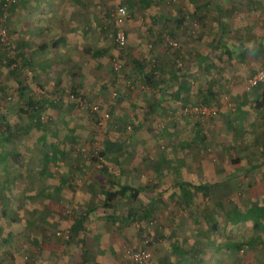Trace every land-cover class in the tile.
Wrapping results in <instances>:
<instances>
[{
	"label": "rangeland",
	"instance_id": "obj_1",
	"mask_svg": "<svg viewBox=\"0 0 264 264\" xmlns=\"http://www.w3.org/2000/svg\"><path fill=\"white\" fill-rule=\"evenodd\" d=\"M14 1L3 7L0 39L2 54L21 64V19ZM99 2L90 40L81 34L78 41L80 31L75 32L74 60L59 62L50 41L44 57L49 61L38 72L30 65L20 68L19 77L28 86L24 95L0 64V152L9 153L0 163V264H82L90 257L97 264H134L124 255L141 248L151 253L146 264H188L192 253L203 264H264V230L252 220L232 224L224 212L264 206V108H250L264 85L250 82L264 66V0H226L231 57L214 51L221 22L218 0H158L157 7L143 11L128 6L129 1ZM122 5L131 14L123 50L115 29ZM133 18L143 38L139 35L141 40L130 47ZM209 52L213 60L201 58ZM139 58L150 65L161 62L159 85L126 72ZM116 61L122 64L119 70L114 69ZM172 71L184 77L172 79ZM208 82L218 95L217 104L205 99ZM72 88H78V95ZM29 98L42 100L44 120L52 123H46L50 138L32 129L2 142L7 123L14 125L22 116L19 122L29 125L31 117L20 111ZM90 105L110 117L100 121ZM240 110L247 111L244 117ZM109 141H117V148H108ZM56 143L65 156L45 165V155ZM115 173L122 174V183L140 190L135 204L147 207L148 215L141 213L137 222L120 220L128 212L127 198L119 196L112 209H103V186ZM181 180L210 185L208 195L195 192L187 200L177 186ZM94 205L97 210L87 215L83 229L73 233L80 214ZM22 211L36 219L30 231L37 242L8 233L10 221ZM111 212L115 222L106 218ZM260 236L262 241H254ZM244 239L237 252L226 247ZM174 241L191 254H176Z\"/></svg>",
	"mask_w": 264,
	"mask_h": 264
},
{
	"label": "trees",
	"instance_id": "obj_2",
	"mask_svg": "<svg viewBox=\"0 0 264 264\" xmlns=\"http://www.w3.org/2000/svg\"><path fill=\"white\" fill-rule=\"evenodd\" d=\"M18 2H19V0L12 2V5L15 6L17 3V6H18L19 5ZM218 4H219V8L221 10V14H220V21L221 22H220V26H219V29H220L219 33L217 34V37L214 38V51L215 50L216 51L221 50V53H223V54H225V52H228L229 57H231V56H233V50H231L229 48V46H227V40L230 39V36H229L230 32L227 30L225 20H224V17L227 14V8L225 7L226 0H218ZM7 5H8L7 0H0V18L4 17L2 14H4V9H6V8H3V7L7 6ZM144 5H145V7L152 5V0H144ZM10 10H11V8H10ZM198 12H199V8H197L195 10V12H193L194 16H196V14ZM203 15H205V13ZM154 20H157V18ZM2 42L0 39V64L3 65L5 68L9 69L8 71H9L10 76L12 77V79H15V82L18 84V88H19L20 93L24 95L26 93L27 85L24 84V82H23L24 80L19 77V73H20L19 70L21 68V64L16 59L6 58L5 55L2 54V51H3L2 46H1ZM169 48H172V45H169ZM88 52L92 53V51H90V50ZM94 54H95L94 56H97L99 53L94 52ZM237 56L241 57L240 54H238ZM196 57H200V55H197ZM214 57H218V54H215ZM201 58H203L204 60L211 58L213 60V56H212L211 52L203 54ZM219 58L222 59L223 56L221 55V56H219ZM199 60H200V58L197 59L198 62H199ZM132 61H133L132 62L133 69L138 71L139 74L142 73L143 79H145V81L147 83H149L151 85H156V84L159 85V81H160L159 76L161 75V73L164 72L163 71L164 68H163V66H161V62L158 64L153 63L150 65L149 63H147L144 60V58L133 59ZM263 67H261V68H263ZM260 69H258L257 72ZM181 76H183V75L178 74L176 71L175 72L172 71L169 77L172 79H176V78L179 79ZM171 81H173V80H171ZM262 82H264V80L259 81L258 83H262ZM262 88H263L262 92L256 96V98L253 100L252 104L250 105V108H254V107L264 108V85L262 86ZM72 90H73V93L75 95H78V93H79L78 88H72ZM175 92H178V89L171 90L170 94L173 95ZM203 92L205 93V99L209 103H214V102L216 103V101H218V95H217L216 91L213 89L211 82L207 83L206 88L203 89ZM50 103L53 104L52 101H50ZM247 103H248V100H243L241 104L247 105ZM26 107L27 108H21L20 111L25 112L26 114H28L31 117L32 120L30 121L29 125L27 127H25V126L23 127V124L18 123V122L14 123V125L7 123L6 124V127H7L6 130L2 131V133L5 135V137H2L3 138L1 140L2 142L12 141L13 140L12 137L15 135L22 136L25 134H29L30 130H32V129L42 131L43 138H46V139L50 138L47 136L49 135L48 131H51V130L48 129L46 123L47 124L51 123V119L48 118L47 120H44V115L42 114V112L44 110L42 107H44V105L42 103V100L41 99L40 100H35V99L33 100V99L29 98ZM240 113L243 114V117H244L246 115L247 111L246 110H244V111L240 110ZM19 118H22V116H19ZM138 126H139V123H138ZM116 142L109 141L108 143L111 147L108 145H107V147L111 148V149H112V147L117 148V146H115V145H117ZM120 147L121 146L119 145V148ZM50 148H52L53 151L51 152V154L45 155V161H44L45 165H47L48 161H52L55 163L57 161V159L65 156L64 150H60L59 145L57 143L51 144ZM14 151H16V150H14ZM106 152L107 151H105V153L102 152L103 155H105ZM15 153H17V152H15ZM8 155H9V153L7 151H5L4 153L0 152V163L7 161ZM158 166H161L160 163L158 164ZM105 168L107 171L110 169L107 165H105ZM247 169H249V168H246V170ZM108 175H112V174H108ZM121 175L122 174H120V173L113 174L112 179H109L110 182H109L108 186H105V185L103 186V193H104L103 209H105V210L112 209L114 207L113 202L119 196L123 197V198H127V200L129 201L128 202L129 203L128 212H127V215L122 217V219H120V220L123 223H130V222H134V221L137 222L140 219L141 213L143 215H146V216L148 215V209H147V207L141 208V209L138 208V206L135 204L136 203L135 201L137 200V197L139 195V191H140L139 188L132 187L131 185H129L127 183L126 184L122 183L119 180ZM115 185H116V187H114ZM177 186L180 188L181 192L187 196V200H192L195 192H199V193H202L204 196H207L209 193V186L210 185H208V184H196L193 182L181 180L177 183ZM60 189H61V186L58 187V190H60ZM218 204H220L224 210L226 209L224 207L223 203L218 202ZM95 210H97L96 205L88 208L86 210V213L80 214L78 219L73 224V227H72L73 233L77 234L78 232H80L83 229V227L85 226V221L88 219L87 215L91 214ZM224 212H225L227 219L232 224L237 225V224H240L244 221L252 220L255 227L264 230V206H261V205L252 206L245 211L241 210V209H237L235 207V208L226 209ZM106 218L111 220L112 222H115L116 221L115 219L117 218V216L111 212V213L106 214ZM261 238L262 237L260 236V238H256V239H254V241H262ZM34 241L37 242L38 240L35 238ZM83 244H84V242H83ZM244 244H246V239H244L242 242H227L226 247L229 250L237 252L238 250L242 249V246ZM173 245H174L173 251H175V253L179 254L181 257L182 256L184 257L188 254H191L184 249L183 244H180V243L174 241ZM136 250H138V249H136ZM200 250H201L200 248H197V249L194 248L195 252H200ZM87 252L88 251L85 249V253H87ZM89 254L90 253H88V255ZM197 255H198V253H197ZM197 255H194L192 253L190 256L191 260L189 261L188 264H203L205 262L203 258H199V257L197 258ZM91 262L92 263L96 262V261H94L93 257H90L89 261L84 260L82 264H88ZM96 264H97V262H96Z\"/></svg>",
	"mask_w": 264,
	"mask_h": 264
},
{
	"label": "crops",
	"instance_id": "obj_3",
	"mask_svg": "<svg viewBox=\"0 0 264 264\" xmlns=\"http://www.w3.org/2000/svg\"><path fill=\"white\" fill-rule=\"evenodd\" d=\"M99 1L100 0H20L18 9L22 33L21 70L24 71V66L30 65V68H36L38 72L42 62L49 61L47 60L49 57L46 59L44 57L45 54H47V50H49L46 43L50 41H52L51 51H56V54H59V57H57L59 62L61 59L67 60L70 58L74 60L72 57V49L75 48L74 45L76 43L75 32L77 30L80 31L79 37L77 36L78 41L82 38L90 40L93 35L92 32L95 22L94 5L99 6L101 4ZM101 1L104 2V0ZM124 1L126 4L127 1H129L128 6L134 5L138 7L140 11L144 10V0H121V3ZM157 4H159L158 0H152V5L147 6V8L152 6L157 7ZM134 14L136 15L135 10ZM130 22L132 24L129 35L131 43L129 46L135 47V43L141 40L137 39L138 36L140 35L142 37L143 35L138 20L133 18ZM106 30L107 29H104L101 33L104 34ZM81 34L83 37L80 39ZM89 47H91V45ZM96 66L97 68L101 67L99 63H97ZM126 72H129V74L132 73L133 75L134 72L138 74V71L134 70L132 65L130 66V70ZM141 77H143L142 73ZM21 120L22 122L24 121L19 118L18 122ZM14 205L13 203V206ZM24 215H26V212L22 211L19 215L17 214L12 218L13 220L10 221L8 233L13 236V238L18 234L19 237H30L31 240L34 241L35 238L37 239V236L30 231V226L35 223L36 219L33 217L30 220L27 215ZM38 218L39 216H37V219ZM19 224H21V229L19 228ZM38 237L45 239V236L42 237L38 235ZM46 243H48V241ZM93 259L96 261V257ZM88 264H96V262Z\"/></svg>",
	"mask_w": 264,
	"mask_h": 264
},
{
	"label": "built area",
	"instance_id": "obj_4",
	"mask_svg": "<svg viewBox=\"0 0 264 264\" xmlns=\"http://www.w3.org/2000/svg\"><path fill=\"white\" fill-rule=\"evenodd\" d=\"M10 3V2H9ZM131 14L128 10V7L125 5L119 6L117 15L115 18V29H116V43L120 49H125L127 46V33H126V22L130 18ZM3 30V29H2ZM4 36L7 37L6 29L3 30ZM6 33V34H5ZM1 35L3 36L2 32ZM177 45V43H174ZM114 69L119 70L122 67V64L119 61H116L114 63ZM264 80V67L261 68L256 74L250 79V82L252 85L258 84L259 81ZM93 112L98 114V119L100 121H106L110 114L108 112H100L98 106L90 105ZM189 108H186L185 114H188L187 111ZM196 110L198 108H195ZM151 253L147 251V249L141 248L138 250H134L130 253H127L124 255L125 259L129 262H132L134 264H146L148 261H150Z\"/></svg>",
	"mask_w": 264,
	"mask_h": 264
}]
</instances>
